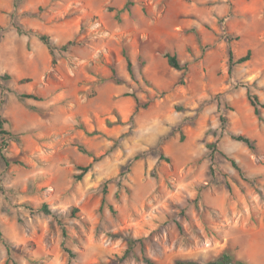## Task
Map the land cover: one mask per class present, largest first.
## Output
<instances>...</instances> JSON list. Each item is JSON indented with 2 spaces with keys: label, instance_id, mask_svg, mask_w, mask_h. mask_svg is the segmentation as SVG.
I'll return each instance as SVG.
<instances>
[{
  "label": "rangeland",
  "instance_id": "374dc122",
  "mask_svg": "<svg viewBox=\"0 0 264 264\" xmlns=\"http://www.w3.org/2000/svg\"><path fill=\"white\" fill-rule=\"evenodd\" d=\"M130 1L0 0V264H264V0Z\"/></svg>",
  "mask_w": 264,
  "mask_h": 264
},
{
  "label": "trees",
  "instance_id": "16d2710c",
  "mask_svg": "<svg viewBox=\"0 0 264 264\" xmlns=\"http://www.w3.org/2000/svg\"><path fill=\"white\" fill-rule=\"evenodd\" d=\"M131 4H132V2L130 0H128L127 5L129 6ZM39 37L45 43V45L48 47L50 53L54 57H55V50L56 49L61 48L62 50H66L67 51V50L70 49V47L72 45H76L77 44V42L75 40H71V41H68L64 45L58 46L51 39V37L49 35H47V34H39ZM123 52H124V56L127 58L128 70L133 75L132 62H131L128 54H127V50L124 49ZM249 55H250V50L248 51V53L245 56H242V57L238 58L236 60V62L237 63H241V62L246 61L247 59H249ZM167 59H168L169 65L172 66L175 69L181 70V69H186L187 68V64H181L179 62V60L177 59L175 54L168 53L167 54ZM229 61H230V63H233V61H234V55H233L232 51H229ZM53 62H55V58L53 59ZM6 77H8V75H6ZM247 94H248L249 101L252 104V106L254 107L255 112L258 115V117L260 119H264L262 114H261V108H264V102L261 101V99L258 96V94L253 93L250 89H248ZM28 97H32V98L38 99L37 96H33V95H28ZM138 108H139V105L136 106V110H138ZM4 122H5V120L2 119L1 112H0V134H1L0 153L1 154L7 148L8 144H9L8 143L9 138L11 137L10 132L3 128ZM233 138L238 140V141H242L243 143L248 145V147H250L251 149H255L254 141L251 138H249V137H247V136H245L243 134L233 135ZM80 149L83 152H87L83 146H80ZM95 159H97V158H95ZM77 168L79 170H81V173L77 174L75 176V178L76 179H82L84 174L87 173L90 170L91 164L90 165H86V166L78 165ZM105 202H106V199L103 198V203H105ZM41 209L43 211H45L46 213H51V210L48 208L47 204H43ZM73 211L75 213L76 211H78V208H73ZM0 235H2L1 229H0ZM134 242H135L134 239H130L128 241V247L126 248L123 256L121 257V260L127 258L130 255V253H131V251L133 249V246H134ZM67 251L69 253L70 259L74 258L76 256V253L73 250H67ZM69 264H71V263L69 262ZM178 264H197V263H195L194 261H188V262H178ZM206 264H251V263H249L248 261L243 260V259H235L229 253L224 252L217 259H215V260H213L211 262H208Z\"/></svg>",
  "mask_w": 264,
  "mask_h": 264
}]
</instances>
